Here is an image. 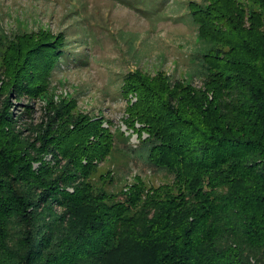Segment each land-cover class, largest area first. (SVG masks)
Masks as SVG:
<instances>
[{
	"label": "trees",
	"instance_id": "trees-1",
	"mask_svg": "<svg viewBox=\"0 0 264 264\" xmlns=\"http://www.w3.org/2000/svg\"><path fill=\"white\" fill-rule=\"evenodd\" d=\"M188 8L203 43L190 78L122 72L131 153L169 180L136 173L117 190L99 171L117 143L109 119L74 96L33 118L67 62L65 32L4 33L0 264H264V0Z\"/></svg>",
	"mask_w": 264,
	"mask_h": 264
},
{
	"label": "rangeland",
	"instance_id": "rangeland-1",
	"mask_svg": "<svg viewBox=\"0 0 264 264\" xmlns=\"http://www.w3.org/2000/svg\"><path fill=\"white\" fill-rule=\"evenodd\" d=\"M189 1L0 0V39L4 33L13 35L40 27L65 32L67 62L54 70L46 94L30 100L35 107L33 118L40 119L48 99L74 96L80 109L109 119L117 143L99 171L113 170L114 190L132 182L136 173L149 185L169 180L166 173L155 171L131 153L130 147L139 144V137L124 121L127 101L121 92L122 72L141 68L191 77V58L203 43L187 17ZM240 1L252 5V0ZM1 64L0 56V72ZM194 79L196 84L201 82L197 76ZM24 98L28 99L22 96L14 100L15 112L21 109ZM23 121L29 119L24 116Z\"/></svg>",
	"mask_w": 264,
	"mask_h": 264
}]
</instances>
